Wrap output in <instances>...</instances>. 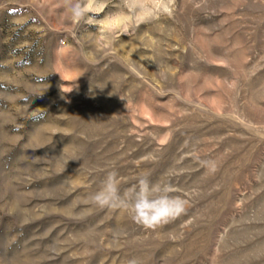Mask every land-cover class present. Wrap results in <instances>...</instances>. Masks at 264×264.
<instances>
[{
  "label": "rangeland",
  "instance_id": "374dc122",
  "mask_svg": "<svg viewBox=\"0 0 264 264\" xmlns=\"http://www.w3.org/2000/svg\"><path fill=\"white\" fill-rule=\"evenodd\" d=\"M90 15L0 0V264H264V0ZM110 171L185 212L145 229L91 204Z\"/></svg>",
  "mask_w": 264,
  "mask_h": 264
},
{
  "label": "clouds",
  "instance_id": "9594fccd",
  "mask_svg": "<svg viewBox=\"0 0 264 264\" xmlns=\"http://www.w3.org/2000/svg\"><path fill=\"white\" fill-rule=\"evenodd\" d=\"M98 0H64L65 11L74 22L87 18ZM130 0H125L129 3ZM170 66H156V72L166 79ZM122 177L116 171L107 173L97 191L87 197L88 202L98 207L119 209L127 213L132 221L145 229H154L181 216L188 205L187 198L177 194L171 182H152L141 177L124 191L120 185Z\"/></svg>",
  "mask_w": 264,
  "mask_h": 264
}]
</instances>
